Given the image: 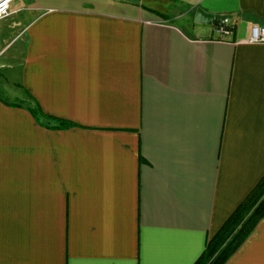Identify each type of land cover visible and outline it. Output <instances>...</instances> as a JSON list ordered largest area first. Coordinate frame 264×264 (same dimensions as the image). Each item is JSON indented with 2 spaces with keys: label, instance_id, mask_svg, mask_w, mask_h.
<instances>
[{
  "label": "crops",
  "instance_id": "1",
  "mask_svg": "<svg viewBox=\"0 0 264 264\" xmlns=\"http://www.w3.org/2000/svg\"><path fill=\"white\" fill-rule=\"evenodd\" d=\"M253 26L264 0H13L0 264H194L264 177ZM225 264H264V218Z\"/></svg>",
  "mask_w": 264,
  "mask_h": 264
},
{
  "label": "trees",
  "instance_id": "2",
  "mask_svg": "<svg viewBox=\"0 0 264 264\" xmlns=\"http://www.w3.org/2000/svg\"><path fill=\"white\" fill-rule=\"evenodd\" d=\"M31 114L35 120L39 115L43 116L37 109L31 111ZM263 218L264 177L217 233L207 241L204 251L194 264H225Z\"/></svg>",
  "mask_w": 264,
  "mask_h": 264
},
{
  "label": "built area",
  "instance_id": "3",
  "mask_svg": "<svg viewBox=\"0 0 264 264\" xmlns=\"http://www.w3.org/2000/svg\"><path fill=\"white\" fill-rule=\"evenodd\" d=\"M13 0H0V20L9 15L10 6ZM233 22L225 20L223 23L217 25V32L221 36H230L233 29ZM249 44H264V26H253L250 31V38L246 41Z\"/></svg>",
  "mask_w": 264,
  "mask_h": 264
},
{
  "label": "water",
  "instance_id": "4",
  "mask_svg": "<svg viewBox=\"0 0 264 264\" xmlns=\"http://www.w3.org/2000/svg\"><path fill=\"white\" fill-rule=\"evenodd\" d=\"M231 17L228 15H212L201 8H197L194 13V22L198 24H211L214 22L223 23L225 20L230 19Z\"/></svg>",
  "mask_w": 264,
  "mask_h": 264
},
{
  "label": "rangeland",
  "instance_id": "5",
  "mask_svg": "<svg viewBox=\"0 0 264 264\" xmlns=\"http://www.w3.org/2000/svg\"><path fill=\"white\" fill-rule=\"evenodd\" d=\"M11 36H12V35H11ZM6 38H7V37H6ZM8 38H9V39H8V41H6V42H7L6 45H7L9 42H11L10 45H11V44H14V43H15L14 41L17 39V37H14L15 39H13V37H10V36H9ZM12 40H13V41H12ZM3 44H4V43H3ZM5 96H6V95H4L3 93L0 92V97L3 98V100L5 99Z\"/></svg>",
  "mask_w": 264,
  "mask_h": 264
}]
</instances>
